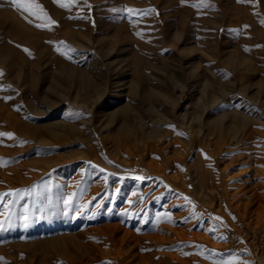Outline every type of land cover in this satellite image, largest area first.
<instances>
[{
    "label": "rangeland",
    "instance_id": "1",
    "mask_svg": "<svg viewBox=\"0 0 264 264\" xmlns=\"http://www.w3.org/2000/svg\"><path fill=\"white\" fill-rule=\"evenodd\" d=\"M35 3L0 0V264H264V223L209 207L191 167L264 163V0ZM233 110L249 119L231 140ZM108 223L139 245L119 251Z\"/></svg>",
    "mask_w": 264,
    "mask_h": 264
},
{
    "label": "bare ground",
    "instance_id": "2",
    "mask_svg": "<svg viewBox=\"0 0 264 264\" xmlns=\"http://www.w3.org/2000/svg\"><path fill=\"white\" fill-rule=\"evenodd\" d=\"M209 98H211V97H209ZM219 98H220V96H219ZM220 115L229 117L228 124H227V129H228L227 132L229 134L228 137L231 140H234V135H236L235 130L240 126L238 123L239 122L238 120L239 119H242V120H248L249 119V117H247L246 115H243L238 110L237 111L233 110V111H229L226 113L223 112ZM237 118H239V119H237ZM170 120L172 122H176L174 117H170L169 121ZM242 126H245L244 123ZM159 129H160L159 125L155 124L152 132L155 133V131L156 130L158 131ZM151 130L150 129L149 130L143 129L141 131V134H138V136L137 135L134 136V140L138 141L139 143L142 144V146H145V148H146V146L149 145V138H152V136H153V135L151 136ZM250 132H253V134H255V133L257 134L256 129H252V130H250ZM242 137H239L238 140H236V143H239L241 141ZM242 140H244V138ZM228 144L232 145V142L230 141ZM233 144H235V143H233ZM188 145L190 146V142H187L185 147H187ZM142 146H140V147L143 149L144 147H142ZM140 147H139V152L142 151V149ZM233 149H235V148H229L227 151L234 153L235 151H233ZM187 150H188V148H187ZM136 151H137L136 149H133V150H131L132 153L130 151L129 152L131 154H137ZM258 153L260 154V152H258ZM144 154H145V152L142 151V155H144ZM205 154L207 155V153H205ZM259 154H258V156H259ZM242 156L246 157L245 153H240V154H238V156H232L228 160H225L222 158H221V160H219L218 158H215L216 162L211 165L213 168H212V174H210V175H209L207 169L202 167L201 162H199L196 166L194 164H192L191 167H193V170L195 172V175H194L195 178H197V180H199L196 183L200 189V193H198L199 194L198 196L200 198H202L203 200H205L206 203L209 205V207L216 208L218 212H222V213L223 212L225 213L227 209H230L237 216L242 217L246 221L253 224L252 225L253 228H257V226L260 225L261 222L264 223V181L259 179L258 182H256L255 184H253V183L255 182L254 180H255L256 174L259 173V176L264 177V167L262 166L264 163L262 162L263 160L261 158H258L259 168L256 170V173H252V172L246 171V170H238L239 172H234V173L230 172L239 163L243 164V162L250 160V158H247V159H244L243 161H240L239 157H242ZM175 158H177L178 160H182V157H175ZM245 173H247V174H245ZM153 195H155V194H153ZM141 198H143V197H141ZM253 214H256V215H253ZM251 216L253 218H249ZM118 227L119 226L117 225V223H108V224H105L104 229H101L102 227L100 229L102 231L104 230V232H106V233L107 232L109 233V236L112 239L113 245L117 246V249L119 251L120 250L123 251L124 244L132 243L130 245V250L126 249V251L129 252L132 250V247H135L138 244V237L135 236L130 230H127V229H123L122 233H120L118 235V232H119ZM169 229L171 230L172 233L175 232L176 234H178L180 236L184 235V232L181 230H178L176 228H169ZM182 232H183V234H181ZM147 237L153 239V243L165 242V240L169 239L166 236H162V235H158V234L153 235V236H147ZM139 243H140V241H139ZM183 246H185V245H183ZM186 249H188V248H186ZM139 250H140V248H139ZM175 250L177 252V249H175ZM177 253H174V254L170 253L169 254V257H171V260L173 262L175 261L174 263L172 261H170L171 264H192L191 256H194V255L182 257V256L177 255ZM135 255H137L139 258H143V260H144V257L146 256V254L143 255V254L138 253V252L135 253ZM199 257H200V259H198L199 261L197 264H215V260L213 257L212 258H208V257L205 258L202 256H199ZM140 261H141V259H140ZM154 262H155V260H154Z\"/></svg>",
    "mask_w": 264,
    "mask_h": 264
},
{
    "label": "snow or ice",
    "instance_id": "3",
    "mask_svg": "<svg viewBox=\"0 0 264 264\" xmlns=\"http://www.w3.org/2000/svg\"><path fill=\"white\" fill-rule=\"evenodd\" d=\"M10 3L13 6H15L17 8V10H23L24 12H29L31 15L37 16V18H39V16H38V13L36 11H34V9H38V10L42 11L41 6L37 3H35V0H10ZM61 6H65V5L62 4ZM128 11L129 12L136 11L137 13L141 12V10H133V9H129ZM144 14H147V11H145ZM51 23H55V22L51 21ZM261 23H264V21H261ZM36 26L37 27H43L44 25L38 24ZM25 51H27V50H25ZM0 75H2V73H0ZM12 135H13L12 133H0V136H7L9 138H11ZM181 135H182V133H181ZM0 166H4V165L2 163H0ZM17 191H19V190H17ZM11 194L12 193H2L0 195H11ZM189 203H191V201H189ZM194 207H195V205H193V208ZM215 219L220 220L221 218L215 217ZM215 230H216L215 228L209 229V231H215ZM185 255H187V253H185ZM106 264H111V262H106ZM223 264H237V262L235 259H233V260L224 261Z\"/></svg>",
    "mask_w": 264,
    "mask_h": 264
}]
</instances>
